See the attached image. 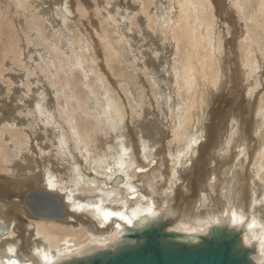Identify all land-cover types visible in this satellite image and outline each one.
<instances>
[{
	"label": "rangeland",
	"instance_id": "obj_1",
	"mask_svg": "<svg viewBox=\"0 0 264 264\" xmlns=\"http://www.w3.org/2000/svg\"><path fill=\"white\" fill-rule=\"evenodd\" d=\"M262 78L264 0H0V225L18 243L0 264L37 258L40 223L109 244L115 212L152 206L191 232L231 205L263 243ZM112 164L130 175L108 194ZM42 190L77 206L41 222L25 204Z\"/></svg>",
	"mask_w": 264,
	"mask_h": 264
},
{
	"label": "bare ground",
	"instance_id": "obj_2",
	"mask_svg": "<svg viewBox=\"0 0 264 264\" xmlns=\"http://www.w3.org/2000/svg\"><path fill=\"white\" fill-rule=\"evenodd\" d=\"M210 10H211L210 5L209 4L205 5L203 7V10H202V16H200V18H199L201 26H204V28L206 30H204L202 27L201 28V32H202L201 36L200 35H198V37L196 36L198 44H201V42H203L204 44L209 45L210 37H212V38L215 37V36H212V34H211L212 33L211 28H213L214 23H212V20L207 16V12ZM185 24H186V26L188 25V22L186 20H185ZM185 32L188 33L189 38H190L191 37V31H189L188 28H184L182 30V32H179L178 33L179 37H182ZM205 52H206V50H205ZM197 57H198V55H197ZM206 75H207V73L205 74V79H206ZM207 77L209 79H213L212 74L208 75ZM262 81H264L263 78H262ZM209 84L212 85V83H209ZM184 119H186V120L193 119L192 114L187 113L184 116ZM194 140H196L195 137L193 138L192 141L194 142ZM116 160H117V158H116ZM102 168H104V170H102V173L106 174V172H107L106 175H108V173H109V175L110 174L114 175L112 178L113 180L111 179V181H110L111 190L105 191L106 193H108V194H110L112 192L115 193L116 189L119 190L118 186L122 187L125 184H127L126 182H128V178H129L130 174L127 175L128 178L127 177L125 178L122 175H119V176L116 175L115 176V174L119 171V165L112 164L111 166L110 165L102 166ZM115 168H117L118 170L115 171ZM234 171H236V168L231 167V173H228L229 179H231L230 177H233V175L235 173ZM262 177L264 178V171H263V174L261 175V178ZM116 180H117V182H115ZM49 186L51 187L50 189H52L53 188L52 186H54V185L51 183ZM102 191H104V189H102ZM37 192H46V193L48 192V193H50L49 196H51L52 198H54V199H56L62 203L63 210H64V214L61 218L38 217V218H43V219H40L41 222H43L42 220H45V219H62L63 217L66 216V212L69 210V208H71V210H72L75 206H77L76 204H73V203L70 204V203L66 202V207H65L64 201L61 199L59 194H57V192H55V190L54 191L42 190V191H37ZM170 192H172V190H170ZM136 195L137 194H132L131 198L135 199ZM229 197H231V196H229ZM65 198L67 200L68 196L66 195ZM128 198H129V195H128ZM29 199H30V196L28 197L27 202L25 204L26 207H27V204L29 202ZM228 201H226V202H228ZM125 202H128V201L126 200ZM53 203H54V201L52 202V204ZM229 203H230V201H229ZM237 205H239V204H237ZM229 207L227 208L226 213H224L225 214L224 217H223V213H222L221 215H219L215 218H207L206 220H203L201 222L199 220H198L199 222H194V221L189 222L191 227L194 226V228L191 232L185 231L186 230L185 229L186 227H184L185 225L181 226L179 224L180 222L177 223L176 225L172 226V227H168V224H170V222H173L174 220L172 219V215H171L172 212L167 210V209L165 210V208H164V210H165L164 214L160 213L162 210H158L155 206H152V207H149L146 209H140L139 208L137 210L118 211V212L114 213V215L118 216V220L115 219L114 222H112V223H115V225H116L115 230H117V231H115V232H117V236L119 238H117V239L111 238L110 239L111 243H109V244H107L101 240L91 242L92 237H90V236H93V235H91L89 233H85L84 234L85 237L82 235L79 236L73 230L67 229V228H69L68 226H66L67 227L66 229L62 228L63 226L58 227V228H56V227L55 228H49L50 227L49 226L47 228L46 226H48V225L45 226L42 223H40L37 226L36 232L38 235L43 237L44 241H43V244L41 247L43 249L39 250V254L37 255V258L31 257L27 261L23 258H21V259L18 258V254L16 252V254L14 256L13 255L11 256L12 259L8 260L6 263L7 264H62V262L63 263L70 262V261H74V260L79 259V258L85 259L87 256L93 254L94 252L100 251V250L112 251L111 248H108L109 246L113 245V250H115L116 248H119L120 246H122L124 244L126 245V244L130 243L129 239H126L124 237V234H126L127 231L133 230V229H141V228L151 224L152 222H154L160 218H163L166 222V225H167L166 229H172L176 232L184 234V235H182V238H185V239H182V240H187L190 243L198 242L202 236L209 235L214 230H218V229L235 230L240 235L239 236L240 237V245L244 248H250L249 257L252 259V261L255 264H264V240H263V243L261 240H258V241H255L253 243V245H251V243L242 239L243 235L249 236L251 234H255L257 232H260L261 231V228H260L261 225L258 223V221L254 220L255 217H253L254 219L245 218V217L241 216L240 214H236V212H233L232 211L233 208L231 207V205ZM0 208L3 210L5 208V206H1ZM102 209H105V208L103 207ZM236 209L239 211L241 210L238 207H236ZM110 213H112L111 210L102 211L100 213V215L103 217L104 220H107V218H109V216H110ZM47 221H50L51 223L53 222L52 224H54L55 226L60 225L57 222L58 220H56V221L47 220ZM54 225L52 227H54ZM71 227H72V225H71ZM94 231L95 230L93 229V232ZM6 232H7V228H6ZM95 232H97V230ZM111 237H112V235H111ZM94 239H95V237H94ZM0 243H1L0 244V251L5 250L7 253H14V251H16L17 246H18L16 239L13 236H11L10 234H6V233L0 236ZM67 248H70V249H67ZM65 250H66L67 256L65 255L66 253H64ZM58 255H60V256H58Z\"/></svg>",
	"mask_w": 264,
	"mask_h": 264
},
{
	"label": "water",
	"instance_id": "obj_3",
	"mask_svg": "<svg viewBox=\"0 0 264 264\" xmlns=\"http://www.w3.org/2000/svg\"><path fill=\"white\" fill-rule=\"evenodd\" d=\"M28 194L27 208L34 216H63L62 203L49 196L50 193L30 191ZM166 227L165 220L160 218L141 229L127 231L124 237L131 242L126 245L62 264H255L249 257L250 248L240 245L235 230H214L198 242L190 243L182 240L184 234L167 231ZM5 228L0 225L1 234Z\"/></svg>",
	"mask_w": 264,
	"mask_h": 264
},
{
	"label": "flooded vegetation",
	"instance_id": "obj_4",
	"mask_svg": "<svg viewBox=\"0 0 264 264\" xmlns=\"http://www.w3.org/2000/svg\"><path fill=\"white\" fill-rule=\"evenodd\" d=\"M5 227H6V226H5ZM6 228H7V227H6ZM6 228H5V229H6ZM5 232H6V231H5ZM5 232H3L2 234L0 233V236L3 235V234H5ZM6 253H7V252H6ZM6 253L3 254L4 257H6V258L11 257V255H6ZM18 258H20L19 255H18ZM20 259H21V258H20Z\"/></svg>",
	"mask_w": 264,
	"mask_h": 264
}]
</instances>
